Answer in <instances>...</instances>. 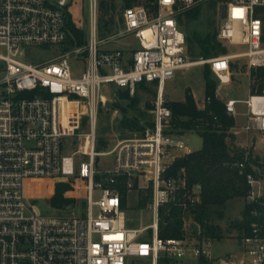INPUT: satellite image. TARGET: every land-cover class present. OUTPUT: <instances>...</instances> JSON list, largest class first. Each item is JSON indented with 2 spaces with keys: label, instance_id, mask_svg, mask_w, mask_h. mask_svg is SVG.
Instances as JSON below:
<instances>
[{
  "label": "built area",
  "instance_id": "1",
  "mask_svg": "<svg viewBox=\"0 0 264 264\" xmlns=\"http://www.w3.org/2000/svg\"><path fill=\"white\" fill-rule=\"evenodd\" d=\"M71 2L0 0V264H172L189 258L197 259L195 264H264V192L249 152L232 165L249 188L248 203L256 206L249 231L239 239V256L213 255L211 239L159 236L162 208L188 210L202 202L201 186L188 190L185 177L169 176L173 163L192 151L188 140L171 130L166 84L196 65H209L222 86L232 83L236 60H245L251 69L264 67V0H156L151 7L132 6L124 10L119 34L100 39L93 19L86 44L63 51L71 36ZM210 2L222 18L218 40L247 49L192 61L179 16ZM127 39L135 41L129 52L114 48ZM52 48H60L61 54L31 62L35 50ZM144 83L158 89L153 126L143 136L99 153L96 124L102 92L116 87L134 96ZM210 103L206 99L203 110ZM225 104L234 118L237 106H246V125L232 130L251 135V146L264 148V95ZM85 118L91 129L82 136ZM77 137L84 139L75 149ZM67 139L74 141L67 144ZM100 157H112L105 172L97 168ZM71 179L86 184L84 205L71 214L44 215L31 206L28 181ZM122 183L128 193L141 183L152 189V225L129 227ZM149 230L151 241L146 239Z\"/></svg>",
  "mask_w": 264,
  "mask_h": 264
},
{
  "label": "rangeland",
  "instance_id": "2",
  "mask_svg": "<svg viewBox=\"0 0 264 264\" xmlns=\"http://www.w3.org/2000/svg\"><path fill=\"white\" fill-rule=\"evenodd\" d=\"M93 0H72L68 13L72 15L73 23L81 30L86 33V38L89 35L91 22L94 19L97 26H103L102 18L103 11L101 9V1L96 0V5L94 8L92 6ZM95 2V1H94ZM147 0H139V5H146ZM215 4L210 2L201 5L202 9L200 14L194 20L184 19V23L181 26L186 37L188 34H200L206 35L207 33H212L218 31L221 22L219 8L212 9L210 4ZM112 6L111 15L113 16V23L116 27L113 34H119L123 28L122 16L125 10L123 0H112L110 3ZM151 7V6H150ZM99 34V33H98ZM113 34H110L113 35ZM102 38L105 39L108 36L102 33ZM106 36V37H105ZM100 37V36H99ZM134 39L123 40L120 43L114 45L115 49H122L125 52H129L130 48L134 46ZM227 48L228 52L239 53L246 51V47L232 46L228 43H223ZM188 55L192 61L200 60L192 59L189 54V46L187 43ZM33 53V52H32ZM61 54L60 48L52 49H38L32 54L34 60L32 63L48 62ZM214 58V57H212ZM211 59V58H209ZM204 59V60H209ZM37 61V62H36ZM236 66L232 70V83L227 86H222L218 80L217 81V92L216 95L218 99L222 102H226L229 99L235 100H246L251 94V71L245 60H236L233 62ZM83 66V65H82ZM80 65V68H82ZM205 65H196L190 67L184 71L178 72L176 77L166 84L164 98L167 99L168 103L172 102H182L186 100L187 91H191L196 105L200 110H203L204 101L206 98V82L204 79ZM156 85H146L137 89L134 96V101L123 100L120 95L124 90H119L116 87H108L102 92L103 100L99 104L98 109V119L96 124V141L97 146L102 143L106 146L103 152H109L113 150L120 142L133 139L136 137H141L145 134V131L150 128L153 124V110L155 108V103L158 98V89L154 87ZM238 108L241 111L246 110V106L239 104ZM124 118L130 119L139 123L140 127L144 128V131H132L123 130L121 128V120ZM236 126L235 128H242L245 124V119L241 116L235 118ZM91 125L89 119L85 118L82 128L80 130V135L85 136L90 132ZM174 134L182 135L188 140V148L192 151H198L202 149L203 139L197 131H184L181 129L171 128ZM238 130H230V134L233 135V140L228 139V144L231 149L238 148L244 149L247 152H251L253 156L260 159V165L264 164V152L260 149H256L251 146V135L250 137L246 134H235ZM81 139V140H80ZM84 138L77 137L74 143V148L78 149L82 144ZM74 141V139H67L66 143ZM84 145V143H83ZM101 152V153H103ZM112 165V157H100L97 159V168L101 172L107 171ZM257 166V174L261 179L264 192V169ZM60 181L66 180H40V181H28L27 182V194L28 200L31 206L40 214L52 215L55 212L66 211L70 214L73 212L74 208L84 205L86 197V184L81 183L71 179L69 182L74 187L75 191V202L72 205L55 207L52 204V199L55 195V185ZM225 182L222 185L226 191V203L224 206L214 207L211 215V224L220 226L222 229L223 239L213 240L212 253L215 256H230V255H240L242 252V244L239 239L242 238L241 234L237 229L233 228V224L236 222H241L244 219L245 207L248 203L247 198L243 195V183L240 179L235 176H226ZM147 184H138L135 190L128 193L127 202V216L128 224L132 229H141L152 225L153 223V212L150 210L151 199L146 208L141 209L139 207L140 201L149 195V190L151 188L146 187ZM224 192V189H223ZM69 195L66 193L65 198ZM68 209H71L67 211ZM194 218L188 214L185 217L186 226V237L192 242L202 241L204 238L197 236L193 233ZM152 230L146 233V239L151 241ZM197 259L189 258V261L171 262L172 264H195ZM134 264H150L148 260H134Z\"/></svg>",
  "mask_w": 264,
  "mask_h": 264
},
{
  "label": "trees",
  "instance_id": "3",
  "mask_svg": "<svg viewBox=\"0 0 264 264\" xmlns=\"http://www.w3.org/2000/svg\"><path fill=\"white\" fill-rule=\"evenodd\" d=\"M123 1L125 9L140 4L139 0ZM155 1L147 0L145 6L150 7ZM111 2L112 0L101 1V9L104 13L102 18L103 26L98 27L100 38L103 37L102 33L110 36L116 29L113 23V16L111 15V10L113 9L110 5ZM210 5L212 9L216 8L213 3ZM201 9L202 7L199 5L180 15V25H183L184 19L194 20L197 18ZM121 21L123 25V16ZM67 28L71 36L63 51L86 44V33L73 23L70 13H67ZM186 39L192 59H209L228 52L227 48L218 40V31L207 33L206 35L188 34ZM234 68L236 66L232 64V70ZM213 77L216 78L210 66L205 65L206 98L211 100L206 109L200 110L197 107L191 91H187L184 102L167 103L172 111V126L177 130L197 131L203 139L202 149L177 159L170 168L169 176L173 178L185 177L188 190L201 186L202 202L195 207H190L188 210H184L183 207L178 205H168L162 208L160 212L159 236L163 240L183 239L186 237L185 217L188 214L194 218V223L199 226L200 234L197 235L195 230H193L195 235L211 240L223 239L220 226L211 224L210 220L213 208L224 206L226 203L227 189L223 187L224 192L222 189L226 176H235L242 181L243 195L247 198L249 188L244 179L239 176L238 171L232 166L234 162L242 161L247 151L238 148L231 149L228 144L227 140H233L234 138L230 134V130L235 128L236 120L227 114L225 102L218 99L216 95L217 78L214 79ZM251 81V95H264V67L252 69ZM146 85L145 83L141 84L139 88ZM120 97L123 100L134 101V97L128 91H123ZM152 126L153 124L150 125V127ZM121 128L123 130L144 131V128L140 127L139 123L127 118L121 120ZM105 149L106 146L102 143L97 146L99 153ZM249 153L251 158H254L253 163L255 165L259 164V167L264 169V164L260 165L259 163L260 159L253 156L251 152ZM53 189H55V195L52 199V204L55 207L68 206L75 202L74 187L69 181H60ZM119 189L123 197V208L127 209L128 190L124 183L121 184ZM66 193L69 195L68 198H65ZM150 199H152V189L149 190V195L140 201L139 207L141 209L146 208ZM255 207V204L247 203L243 221L234 223L232 225L233 228L237 229L241 234L247 233L253 221L251 211Z\"/></svg>",
  "mask_w": 264,
  "mask_h": 264
},
{
  "label": "crops",
  "instance_id": "4",
  "mask_svg": "<svg viewBox=\"0 0 264 264\" xmlns=\"http://www.w3.org/2000/svg\"><path fill=\"white\" fill-rule=\"evenodd\" d=\"M251 95V94H250ZM249 95V96H250ZM229 100H235V99H229ZM229 100H227V101H229ZM226 101V102H227ZM240 101H242V100H240ZM182 102H184V101H182ZM225 102V103H226ZM237 108H238V106H237ZM238 111H239V116H241V117H243L244 119H245V124H244V126L246 125V123H247V117H246V112H247V109L245 110V111H241L239 108H238ZM237 118V117H236ZM238 129H240V128H238ZM240 133L239 134H246V133H244L243 131H239ZM247 136H249L250 137V135H248V134H246ZM254 148H256V149H260L262 152H264V148L263 147H261V146H255ZM127 202H128V199H127ZM195 227V225H193V228Z\"/></svg>",
  "mask_w": 264,
  "mask_h": 264
},
{
  "label": "water",
  "instance_id": "5",
  "mask_svg": "<svg viewBox=\"0 0 264 264\" xmlns=\"http://www.w3.org/2000/svg\"><path fill=\"white\" fill-rule=\"evenodd\" d=\"M222 19V18H221ZM195 232L199 233V226L197 224H195Z\"/></svg>",
  "mask_w": 264,
  "mask_h": 264
}]
</instances>
